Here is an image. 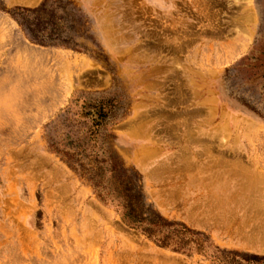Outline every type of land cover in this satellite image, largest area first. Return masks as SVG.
Masks as SVG:
<instances>
[{"label": "rangeland", "instance_id": "obj_1", "mask_svg": "<svg viewBox=\"0 0 264 264\" xmlns=\"http://www.w3.org/2000/svg\"><path fill=\"white\" fill-rule=\"evenodd\" d=\"M0 264H264V0H0Z\"/></svg>", "mask_w": 264, "mask_h": 264}]
</instances>
